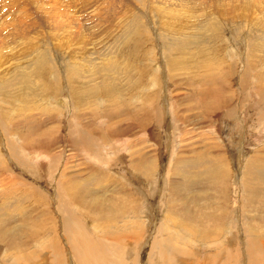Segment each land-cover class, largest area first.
Segmentation results:
<instances>
[{
	"label": "rangeland",
	"instance_id": "obj_1",
	"mask_svg": "<svg viewBox=\"0 0 264 264\" xmlns=\"http://www.w3.org/2000/svg\"><path fill=\"white\" fill-rule=\"evenodd\" d=\"M83 237L264 264V0H0V264Z\"/></svg>",
	"mask_w": 264,
	"mask_h": 264
},
{
	"label": "bare ground",
	"instance_id": "obj_2",
	"mask_svg": "<svg viewBox=\"0 0 264 264\" xmlns=\"http://www.w3.org/2000/svg\"><path fill=\"white\" fill-rule=\"evenodd\" d=\"M74 97L76 98V100L74 101V103L78 106L79 105V102L82 100V96L79 97L77 95H74ZM141 103L142 104H144V103L146 104V102H144V98L141 100ZM77 106H75L74 108L76 109ZM115 109H116V107H112L111 109L104 108L103 111H104V113L106 112L107 114H112L115 111ZM142 110L144 111V107H142V109H138V112H141ZM139 162L143 163L144 161L141 159ZM249 168L250 167H248L247 170H249ZM245 188L247 189L248 188V185H246ZM255 188H257L256 185L253 186V184H252V187L249 186V189H255ZM1 233H3V232H1ZM87 241H88L89 244L87 243ZM90 243L91 242L88 239H86V238L83 237L82 238V245L85 247V249H83L81 245H79V246L77 245L78 247H75V252L76 253L78 252L77 253V257L78 258L80 257V262L78 264H110V258L108 257V256H110L109 248H104L103 246H101L102 249H103L102 250V253H101L100 252L101 249L99 250V248L98 249L95 248L94 245L92 243L91 244ZM100 244H101V242H100ZM247 245H248L249 254H251V253L253 254L254 253L253 256L256 257V254H255L256 253V249H257L256 242L253 239H251V237H249L247 239ZM81 252L83 253V257L81 255ZM160 253H163V251L161 250ZM112 254L113 253H111V255ZM54 262H55V259H53L52 263L54 264ZM253 263H257V260H255Z\"/></svg>",
	"mask_w": 264,
	"mask_h": 264
}]
</instances>
